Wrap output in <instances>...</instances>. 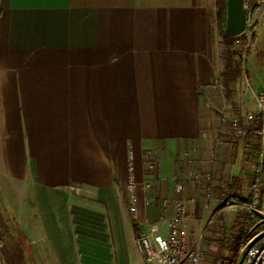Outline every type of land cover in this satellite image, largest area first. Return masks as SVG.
I'll return each mask as SVG.
<instances>
[{
  "label": "crops",
  "instance_id": "1",
  "mask_svg": "<svg viewBox=\"0 0 264 264\" xmlns=\"http://www.w3.org/2000/svg\"><path fill=\"white\" fill-rule=\"evenodd\" d=\"M215 8L216 0H0V180L24 188L16 198L29 228L23 241L52 264H155L134 239L158 220L162 197L167 214L172 199L197 197L193 230L214 208L185 175L182 153L191 150L218 186L219 163L205 153L220 146L200 129L218 128L228 109H251L259 90L237 92L239 76L226 90ZM128 144L136 218L122 185ZM254 148L249 135L223 149L227 173ZM144 152L160 159L158 176ZM226 211L222 226L238 214Z\"/></svg>",
  "mask_w": 264,
  "mask_h": 264
},
{
  "label": "built area",
  "instance_id": "2",
  "mask_svg": "<svg viewBox=\"0 0 264 264\" xmlns=\"http://www.w3.org/2000/svg\"><path fill=\"white\" fill-rule=\"evenodd\" d=\"M261 4L264 0H243L246 12L245 27L234 40L243 53L251 46L254 28L259 16L254 17L252 5ZM254 106L241 111L223 112L220 116L219 127H203L200 135L215 141L220 150L213 145L206 148L205 160L218 162L220 179L218 186L214 185V175L209 170H202L196 166V159L191 150L182 153L185 175L190 178L200 191L203 199L214 198L216 204L207 216V223L213 222L223 211L236 208L244 210L246 223L256 219L258 207L264 208V90L252 92ZM227 105L226 107H228ZM255 139V148L246 149L242 157V168L238 173H227L224 164L223 149L232 151L236 141L248 136ZM145 169L156 176L159 175L160 159L149 152L142 153ZM228 162H233L230 157ZM225 175V179H222ZM123 190L127 197V207L133 218L137 217V194L134 152L128 144L126 155V173ZM183 183L174 181V188L180 192ZM75 189V188H74ZM77 190V188L75 189ZM196 196L176 197L172 199V212L166 213L169 204L168 197L160 200L162 212L156 222L147 223L136 235L134 242L137 250L148 262L155 264H202L205 252L199 247L202 232H197L189 226L192 217V204ZM241 230V229H240ZM245 233V234H244ZM248 230L239 231L236 249L231 257L220 259L217 264H264V231L254 236L247 235ZM0 264H6L0 250Z\"/></svg>",
  "mask_w": 264,
  "mask_h": 264
},
{
  "label": "rangeland",
  "instance_id": "3",
  "mask_svg": "<svg viewBox=\"0 0 264 264\" xmlns=\"http://www.w3.org/2000/svg\"><path fill=\"white\" fill-rule=\"evenodd\" d=\"M258 6V13L262 15L254 28L251 46L245 53L242 51L240 53V49L243 47L234 45L241 64L240 88L237 86L236 89L237 92L246 90V96L251 94L250 86L254 90H264V6L261 4ZM213 36L219 62L223 65V51L227 46L223 43L216 23L213 26ZM232 94L230 99L235 95V93ZM227 112L229 113L230 109ZM23 190L24 188L19 183L15 185L12 181L0 180V250L6 264H52L49 254L41 250L37 251L35 245L32 246V243L23 241L24 236L30 238L27 220L19 216V201H16L17 194L20 196ZM232 209H235L238 214L233 213L231 218L222 221L223 226L220 224L219 217L222 214L225 215L224 213L227 211L220 212L211 223H207L208 215L206 218L194 221L196 225L194 229L197 232H202L199 240V247L205 252L202 264H217L220 259L231 257L236 249L239 231L242 234L244 227L247 228V235L250 236L264 231V208L262 206L258 207L256 211L257 218L247 223L242 208L241 211L236 208ZM23 213L26 216L25 211ZM30 246L32 247L31 251ZM19 254H22L21 258Z\"/></svg>",
  "mask_w": 264,
  "mask_h": 264
},
{
  "label": "trees",
  "instance_id": "4",
  "mask_svg": "<svg viewBox=\"0 0 264 264\" xmlns=\"http://www.w3.org/2000/svg\"><path fill=\"white\" fill-rule=\"evenodd\" d=\"M225 10H226V0H216L215 8V18L218 25L219 32L222 36L223 43L227 46L224 49V70H223V79L226 90L232 91L230 86L236 82L240 70L241 64L239 61L238 52L234 48V40L239 35H229L224 28L225 24ZM240 235L237 236V240ZM22 254H19L21 258Z\"/></svg>",
  "mask_w": 264,
  "mask_h": 264
},
{
  "label": "water",
  "instance_id": "5",
  "mask_svg": "<svg viewBox=\"0 0 264 264\" xmlns=\"http://www.w3.org/2000/svg\"><path fill=\"white\" fill-rule=\"evenodd\" d=\"M245 19L243 0H226L225 31L233 36L240 34L245 27Z\"/></svg>",
  "mask_w": 264,
  "mask_h": 264
}]
</instances>
